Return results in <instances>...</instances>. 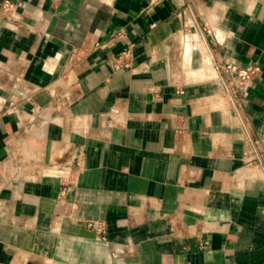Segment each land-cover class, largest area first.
Returning a JSON list of instances; mask_svg holds the SVG:
<instances>
[{
  "label": "crops",
  "instance_id": "1",
  "mask_svg": "<svg viewBox=\"0 0 264 264\" xmlns=\"http://www.w3.org/2000/svg\"><path fill=\"white\" fill-rule=\"evenodd\" d=\"M12 1L0 264H264V0Z\"/></svg>",
  "mask_w": 264,
  "mask_h": 264
},
{
  "label": "built area",
  "instance_id": "2",
  "mask_svg": "<svg viewBox=\"0 0 264 264\" xmlns=\"http://www.w3.org/2000/svg\"><path fill=\"white\" fill-rule=\"evenodd\" d=\"M19 4L12 0H4L0 6V14L6 19H13ZM260 70L259 65L250 68H238L236 65L226 64L225 72L230 77L232 82L241 87H246L250 79H252ZM90 226H93L97 230V236L100 239L106 238V228L103 221H90L88 223ZM203 247L205 245H202Z\"/></svg>",
  "mask_w": 264,
  "mask_h": 264
}]
</instances>
